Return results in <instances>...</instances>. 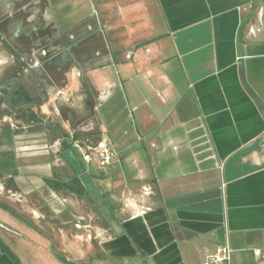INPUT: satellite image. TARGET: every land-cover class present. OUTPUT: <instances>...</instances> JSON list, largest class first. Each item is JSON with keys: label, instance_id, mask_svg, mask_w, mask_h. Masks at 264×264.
Wrapping results in <instances>:
<instances>
[{"label": "crops", "instance_id": "0c3cea01", "mask_svg": "<svg viewBox=\"0 0 264 264\" xmlns=\"http://www.w3.org/2000/svg\"><path fill=\"white\" fill-rule=\"evenodd\" d=\"M2 4L5 16L17 19L4 27L0 70L17 64L15 80L37 97L34 81L47 62L60 79L39 110H58L67 133L105 138L115 151L106 168L84 162L74 148L75 156L62 153L66 167L59 170L47 155L39 162L33 153L27 164L15 156V194L41 199L46 190L55 203L43 206L61 207L60 232L71 222L79 237L84 229L66 208L72 196L44 182L76 173L87 191L72 198L109 231L91 264H202L223 245L230 264H264V0ZM25 65L32 77L22 75ZM110 199L122 204L119 215ZM7 220L23 231L14 243L0 237L12 253L0 247V264H25L9 248L19 242L30 246L26 264H41L35 254H50L49 239L2 210L0 223Z\"/></svg>", "mask_w": 264, "mask_h": 264}, {"label": "rangeland", "instance_id": "374dc122", "mask_svg": "<svg viewBox=\"0 0 264 264\" xmlns=\"http://www.w3.org/2000/svg\"><path fill=\"white\" fill-rule=\"evenodd\" d=\"M133 18L138 19L139 15H136ZM137 24L139 25V22H137ZM142 25H144L143 22L141 23V26ZM149 31L150 28L148 29V32ZM138 32L140 31H133L132 36H139ZM143 32L144 31L142 30L141 33L143 34ZM51 76L52 75H50L49 81L46 80L45 90H47L51 84H56L60 79L59 75ZM28 85L32 86L31 84ZM6 110L7 109L4 108V112H6ZM37 111L39 112L40 116L44 115L45 119L58 120L57 116L52 113L50 106H45L42 110L38 109ZM15 113L16 112H14V114ZM17 127H19L18 124L9 116H3V118L0 119V158L3 156V159H13L15 156H17L19 157L18 159L21 163L27 164L32 158L31 155L36 153V158H39V162L41 157L47 155L46 157H49L50 163H53L55 169L59 170L61 167H66L65 165H62V161L58 159L59 157L57 158L56 155L50 152L49 148L47 149L45 147L49 142L47 136L43 132L29 133L28 126H25V124L18 130ZM13 131H19V133L13 134ZM46 149L49 151V154L45 153ZM60 175L61 174H59V176ZM25 176H27V174ZM99 189L101 193L106 192L107 185H105L103 181H100ZM39 194L41 199H35L33 197L32 199L31 197L29 198V196H24L23 194L21 195L12 192H5L3 190L2 184L0 183V202L8 205L21 218L33 223L40 232L41 236L47 237L49 239L48 242H50L51 245V247H49L50 254H44L42 252L35 254V256L40 260L41 264H56L51 260L52 257L53 259L55 257L54 253L63 256L69 262L73 261V263L76 264H91V261L97 257L99 253H101L99 250V241H102V239H105L107 236H109V231H104L106 230L103 228L104 223H102L94 214L91 213L90 208L86 204L84 206H81L80 204L76 205V199L68 197V199H66V208L69 213L68 215L72 218V220L79 218V225L84 230L78 232L79 237L75 236L76 230L73 226V223L69 222L67 224V231L65 233H61L60 230L62 227H64L60 224L61 213H59V210L61 207L59 204H57V206L54 207L55 212H50V210H48V206H43V200H52V202L54 201L55 203V199L44 189H41ZM110 200L112 201L110 202L115 208L116 215H119L120 210L122 209V204L117 199ZM31 202L36 203L38 207L33 209ZM0 212H2L1 209ZM7 223L9 224L4 226H6L9 231H5L0 228V237L4 238L7 242L14 243L17 241L15 235H17L19 231L22 232L23 228L18 226L14 220L13 222L7 220ZM97 232L102 233L100 238L99 236H96ZM65 245L68 248L67 252H65ZM9 248L19 256L23 263H27L23 259V254L29 256L30 253V246L27 242H19V244L17 243L16 247ZM49 257H51V259Z\"/></svg>", "mask_w": 264, "mask_h": 264}, {"label": "trees", "instance_id": "16d2710c", "mask_svg": "<svg viewBox=\"0 0 264 264\" xmlns=\"http://www.w3.org/2000/svg\"><path fill=\"white\" fill-rule=\"evenodd\" d=\"M40 91V90H39ZM45 89L40 91V99L37 103L38 109L41 105L44 104L46 101V95H45ZM5 103V100L3 101ZM14 112H16L14 114ZM3 116H9L11 119H13L19 127H17V130L25 126H28V132L30 133H37V132H43L48 139L49 143H53L56 140H59L61 143L60 151L58 153V157L60 158L62 156V153L65 151H70L74 154V149L72 148L70 141H69V133H67L59 120L54 119H45L44 115L40 116L39 112H33L30 110L23 111V110H15L13 112H4L0 115V119L3 118ZM19 131H13V134H18ZM74 139H78L83 141V134L74 132L73 134ZM0 164H3L0 168V183L3 186V190L5 192H18V188L15 185L14 177L16 176L17 172L14 170L13 165L14 161L13 159H5L3 162H0ZM47 187H49L54 193L62 196H72L80 198L86 194V187L81 181L80 177L73 173L70 177H68L66 180H61L57 176L53 175L52 178H48L44 180ZM109 208L112 209L109 205ZM0 209L9 213L11 216L21 220L24 222L29 228L36 230L38 233V229L36 226L28 222L27 220L21 218L13 209H11L8 205L0 202ZM0 247L3 249L4 252L12 255V253L9 251V249L4 245L0 240ZM55 258L61 263V264H74L71 262H67L65 258L59 254L54 253ZM19 264V263H18Z\"/></svg>", "mask_w": 264, "mask_h": 264}, {"label": "flooded vegetation", "instance_id": "af4514ba", "mask_svg": "<svg viewBox=\"0 0 264 264\" xmlns=\"http://www.w3.org/2000/svg\"><path fill=\"white\" fill-rule=\"evenodd\" d=\"M15 5L13 6H9L8 8L10 10H14ZM17 19V15L12 14V16H5L4 14V7L2 4V0H0V41L3 40V31H4V27L7 26L9 24L10 21ZM41 60H43V58H40ZM39 59V60H40ZM45 59V58H44ZM17 65V64H16ZM15 63H9L7 64V66L9 68H7V70L5 71H1L0 70V114L4 113V108L7 109L6 112H13L15 110H23V111H27L28 105L31 106H37V103L41 97L40 95V91L45 89L46 87V80H50V74L48 72V68L49 65L47 64V62L44 64V66L42 67L43 71L42 73L37 74L38 78L34 81L35 83V87L36 89L39 91L38 96L34 97H30V95L28 96L30 99L27 101L26 104L24 103H20L19 105L15 106L14 101L10 98V95H12L13 93H17L21 90V88L24 87L23 84H19L17 83V81L15 80L16 77H18L19 74V70L15 71L16 68ZM15 66V67H14ZM28 69L26 67V65L22 68V75L26 74V75H30L29 77H32V74L34 75V73H27ZM26 83V82H24ZM27 94L28 91L26 90V88L24 89ZM32 94V93H31ZM35 98V99H32ZM5 100V103L3 102Z\"/></svg>", "mask_w": 264, "mask_h": 264}, {"label": "built area", "instance_id": "2783aa9c", "mask_svg": "<svg viewBox=\"0 0 264 264\" xmlns=\"http://www.w3.org/2000/svg\"><path fill=\"white\" fill-rule=\"evenodd\" d=\"M54 115L59 117V111L56 110ZM73 134L74 132L69 134L70 144L72 148L80 150L82 152L81 157L84 162L90 163L92 161H95L100 168H106L112 163V160L115 157V151L105 138H102L96 142H88L74 139ZM60 146V141L56 140L53 143H47L45 147L47 149L49 148L50 152L57 156L60 151ZM47 149L45 153L49 154V151ZM144 193L148 194L149 189L145 188ZM230 261L231 250L228 245H223L218 246L215 249L214 253L208 256L207 260L202 264H230Z\"/></svg>", "mask_w": 264, "mask_h": 264}, {"label": "water", "instance_id": "95a60500", "mask_svg": "<svg viewBox=\"0 0 264 264\" xmlns=\"http://www.w3.org/2000/svg\"><path fill=\"white\" fill-rule=\"evenodd\" d=\"M10 98L14 101L15 106L19 105L20 103L26 104L27 101L30 99L24 88H21L19 92L10 95ZM0 228L5 231H9V229L1 223H0Z\"/></svg>", "mask_w": 264, "mask_h": 264}]
</instances>
